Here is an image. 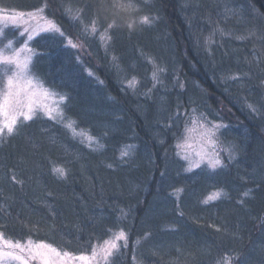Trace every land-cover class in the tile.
Returning <instances> with one entry per match:
<instances>
[{
  "label": "trees",
  "instance_id": "obj_1",
  "mask_svg": "<svg viewBox=\"0 0 264 264\" xmlns=\"http://www.w3.org/2000/svg\"><path fill=\"white\" fill-rule=\"evenodd\" d=\"M42 9L31 72L63 97L0 131V233L103 264H264V0H0ZM22 37L14 29L0 36ZM4 78L0 70V90ZM190 114L220 163L189 169Z\"/></svg>",
  "mask_w": 264,
  "mask_h": 264
},
{
  "label": "rangeland",
  "instance_id": "obj_2",
  "mask_svg": "<svg viewBox=\"0 0 264 264\" xmlns=\"http://www.w3.org/2000/svg\"><path fill=\"white\" fill-rule=\"evenodd\" d=\"M9 28L16 30L22 41L14 46L16 38L8 39L0 48V70L4 78L0 90V131H10L18 120L30 119L35 113L59 120L63 97L44 86L30 66L34 37L58 31L56 24L42 9L23 12L0 9V36ZM187 121L176 144V153L189 169L199 165L217 166L219 124L206 122L197 114H190ZM124 236L123 232H116L89 253L70 254L44 242L13 241L0 233V264H103Z\"/></svg>",
  "mask_w": 264,
  "mask_h": 264
}]
</instances>
